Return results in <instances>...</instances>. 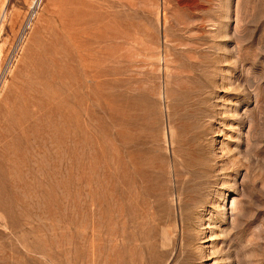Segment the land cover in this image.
Here are the masks:
<instances>
[{
	"label": "rangeland",
	"instance_id": "374dc122",
	"mask_svg": "<svg viewBox=\"0 0 264 264\" xmlns=\"http://www.w3.org/2000/svg\"><path fill=\"white\" fill-rule=\"evenodd\" d=\"M0 264H264V0H0Z\"/></svg>",
	"mask_w": 264,
	"mask_h": 264
},
{
	"label": "bare ground",
	"instance_id": "6f19581e",
	"mask_svg": "<svg viewBox=\"0 0 264 264\" xmlns=\"http://www.w3.org/2000/svg\"><path fill=\"white\" fill-rule=\"evenodd\" d=\"M44 93V92H43ZM198 140V139H197ZM200 176V175H199ZM196 181V180H195ZM233 206V205H232Z\"/></svg>",
	"mask_w": 264,
	"mask_h": 264
}]
</instances>
